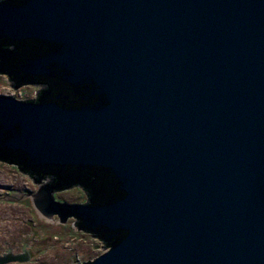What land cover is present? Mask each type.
I'll return each instance as SVG.
<instances>
[{
  "label": "water",
  "instance_id": "water-1",
  "mask_svg": "<svg viewBox=\"0 0 264 264\" xmlns=\"http://www.w3.org/2000/svg\"><path fill=\"white\" fill-rule=\"evenodd\" d=\"M0 38L58 44L24 68L56 62L110 105L0 95V162L100 165L119 182L89 204L32 195L47 219L111 232L89 264H264V0L0 3ZM6 253L0 264L29 259Z\"/></svg>",
  "mask_w": 264,
  "mask_h": 264
},
{
  "label": "flooded vegetation",
  "instance_id": "flooded-vegetation-1",
  "mask_svg": "<svg viewBox=\"0 0 264 264\" xmlns=\"http://www.w3.org/2000/svg\"><path fill=\"white\" fill-rule=\"evenodd\" d=\"M31 1L33 0H0V3L22 7L28 5ZM4 40L10 46V49L0 47V74L4 73L3 71L7 73V75H3L7 76L8 82L13 89L23 90V88L38 87L35 96L23 102L47 109H62L80 114L99 110V108L107 109L110 106L106 103L98 106L99 103L95 101L98 98L96 96V85L91 82L71 81L67 69H64L63 66L56 62L44 63L41 65V69L39 68L35 71H27L24 68L29 65L27 60H35L47 56L41 52L35 54L39 48L44 47V51L54 50L58 52L60 49L58 44H52L40 39L13 41L4 38ZM5 60L11 63L9 68L4 67ZM12 98L15 99L14 97ZM3 155V151H0V157ZM14 155H21L26 159V154H11V156ZM28 164L30 166H27V164L24 166L23 161V169H20V172L28 177L37 189L41 187L52 189L55 199V193L57 192L79 189L84 196V202L81 204L94 203L108 194L102 195L101 190L103 192L119 186V182L114 178L110 170L100 165L73 163L34 166L31 161H28ZM34 193L30 194L31 198ZM75 225L90 237L101 240L104 248L110 249V244L113 242L111 240V232L104 226H92L88 222L83 223L82 220L78 219L75 220ZM89 263L84 262L83 264Z\"/></svg>",
  "mask_w": 264,
  "mask_h": 264
},
{
  "label": "rangeland",
  "instance_id": "rangeland-1",
  "mask_svg": "<svg viewBox=\"0 0 264 264\" xmlns=\"http://www.w3.org/2000/svg\"><path fill=\"white\" fill-rule=\"evenodd\" d=\"M6 76L0 74V95L12 96L24 101L33 98L38 87L12 89ZM38 189L31 180L12 164L0 162V256H18L29 253L26 262L6 264H83L92 262L107 251L102 242L74 227L75 219L60 223L57 217L47 219L33 206L31 195ZM9 191L29 196L15 201H4L11 197ZM79 189L55 193L57 201L69 204L83 203ZM26 244L27 248L23 245Z\"/></svg>",
  "mask_w": 264,
  "mask_h": 264
},
{
  "label": "trees",
  "instance_id": "trees-1",
  "mask_svg": "<svg viewBox=\"0 0 264 264\" xmlns=\"http://www.w3.org/2000/svg\"><path fill=\"white\" fill-rule=\"evenodd\" d=\"M7 42L3 39V38H0V47H3L4 49H10V46L9 45H7L6 44ZM4 44V45H3ZM10 65H11V63H9L8 62V60H5V62H4V67H7V68H9L10 67ZM4 73H1V74H6L7 75V73L5 72V71H3ZM3 162H6L7 164H10L8 161H6V160H2ZM25 164H27V166H30L29 164H28V161H27V159H24V166H25ZM23 169V168H22ZM112 186V185H111ZM113 187V186H112ZM117 188V187H116ZM115 187L114 188H111V189H108V190H106V191H103L102 192V190L100 191L101 193H102V195H106L107 193H109V192H111V191H114L115 189H116ZM104 193V194H103Z\"/></svg>",
  "mask_w": 264,
  "mask_h": 264
},
{
  "label": "bare ground",
  "instance_id": "bare-ground-1",
  "mask_svg": "<svg viewBox=\"0 0 264 264\" xmlns=\"http://www.w3.org/2000/svg\"><path fill=\"white\" fill-rule=\"evenodd\" d=\"M14 166H16V165H14ZM17 167V166H16Z\"/></svg>",
  "mask_w": 264,
  "mask_h": 264
}]
</instances>
